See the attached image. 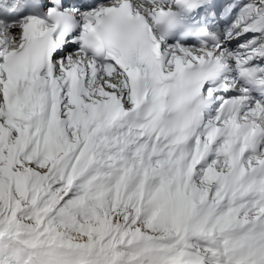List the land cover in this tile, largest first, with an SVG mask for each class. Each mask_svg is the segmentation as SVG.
Instances as JSON below:
<instances>
[{
    "label": "snow or ice",
    "instance_id": "6c2138e0",
    "mask_svg": "<svg viewBox=\"0 0 264 264\" xmlns=\"http://www.w3.org/2000/svg\"><path fill=\"white\" fill-rule=\"evenodd\" d=\"M0 264H264V0H0Z\"/></svg>",
    "mask_w": 264,
    "mask_h": 264
}]
</instances>
